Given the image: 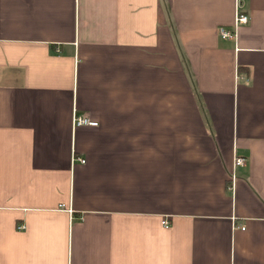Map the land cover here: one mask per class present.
I'll list each match as a JSON object with an SVG mask.
<instances>
[{"label":"crops","instance_id":"0c3cea01","mask_svg":"<svg viewBox=\"0 0 264 264\" xmlns=\"http://www.w3.org/2000/svg\"><path fill=\"white\" fill-rule=\"evenodd\" d=\"M240 10L0 0V264H264V0Z\"/></svg>","mask_w":264,"mask_h":264},{"label":"built area","instance_id":"2783aa9c","mask_svg":"<svg viewBox=\"0 0 264 264\" xmlns=\"http://www.w3.org/2000/svg\"><path fill=\"white\" fill-rule=\"evenodd\" d=\"M240 5H241V0H235V8H236V18H235L236 24L235 25L236 26L239 24L248 23V16L240 10ZM235 33H236L235 29L234 30H227L224 27H220L218 29V35L222 39H232L235 37ZM74 123L76 125H96L95 122H92V121H90L84 117L74 118ZM80 161L82 163L84 162L83 159H80ZM244 164H245V158L244 157L237 156V155L234 157V159H233L234 169L236 167L243 166ZM234 179H235V174L232 172V174L230 176L231 183L229 185V190H233ZM162 225L164 227H168L169 222L167 220H164V221H162ZM16 228L18 230H24L25 226H24V224H20V225H17ZM241 229H244V227L242 226Z\"/></svg>","mask_w":264,"mask_h":264}]
</instances>
